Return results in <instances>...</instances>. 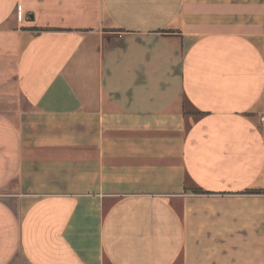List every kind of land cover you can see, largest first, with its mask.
Segmentation results:
<instances>
[{"label":"crops","instance_id":"1","mask_svg":"<svg viewBox=\"0 0 264 264\" xmlns=\"http://www.w3.org/2000/svg\"><path fill=\"white\" fill-rule=\"evenodd\" d=\"M264 0H0V264H264Z\"/></svg>","mask_w":264,"mask_h":264},{"label":"built area","instance_id":"2","mask_svg":"<svg viewBox=\"0 0 264 264\" xmlns=\"http://www.w3.org/2000/svg\"><path fill=\"white\" fill-rule=\"evenodd\" d=\"M260 121H261V122L264 121V116H260Z\"/></svg>","mask_w":264,"mask_h":264}]
</instances>
